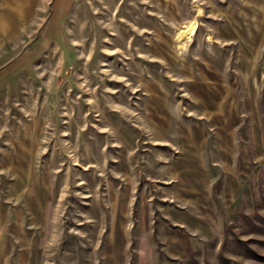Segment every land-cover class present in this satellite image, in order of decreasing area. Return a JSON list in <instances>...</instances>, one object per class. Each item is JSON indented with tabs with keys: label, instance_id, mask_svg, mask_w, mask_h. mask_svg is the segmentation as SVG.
Wrapping results in <instances>:
<instances>
[{
	"label": "rangeland",
	"instance_id": "1",
	"mask_svg": "<svg viewBox=\"0 0 264 264\" xmlns=\"http://www.w3.org/2000/svg\"><path fill=\"white\" fill-rule=\"evenodd\" d=\"M22 261L264 264V0H0V264Z\"/></svg>",
	"mask_w": 264,
	"mask_h": 264
},
{
	"label": "crops",
	"instance_id": "2",
	"mask_svg": "<svg viewBox=\"0 0 264 264\" xmlns=\"http://www.w3.org/2000/svg\"><path fill=\"white\" fill-rule=\"evenodd\" d=\"M184 224L185 223L180 222V224L178 223L176 225H179V227H184ZM193 240L196 239L191 238L190 236H188V234L168 229L165 238V249L167 250V256H169L173 260H176L177 258H187L190 255V252L194 249V245L196 244L193 242ZM21 264H26V262L22 261Z\"/></svg>",
	"mask_w": 264,
	"mask_h": 264
},
{
	"label": "bare ground",
	"instance_id": "3",
	"mask_svg": "<svg viewBox=\"0 0 264 264\" xmlns=\"http://www.w3.org/2000/svg\"><path fill=\"white\" fill-rule=\"evenodd\" d=\"M193 26H194V21H191L190 23H186L184 26H183V29H181L179 32H178V38L180 37H184V36H187L189 34L192 33V29H193Z\"/></svg>",
	"mask_w": 264,
	"mask_h": 264
}]
</instances>
